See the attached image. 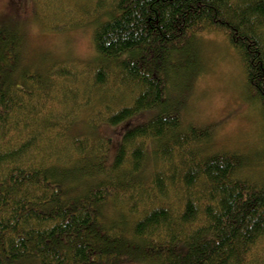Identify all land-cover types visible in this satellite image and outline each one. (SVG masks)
<instances>
[{
	"label": "trees",
	"instance_id": "1",
	"mask_svg": "<svg viewBox=\"0 0 264 264\" xmlns=\"http://www.w3.org/2000/svg\"><path fill=\"white\" fill-rule=\"evenodd\" d=\"M94 11L106 19L84 67L26 64L20 30L0 27V264H264V175L246 173L264 161L211 154L174 85L191 80L201 34L219 31L264 110V0Z\"/></svg>",
	"mask_w": 264,
	"mask_h": 264
},
{
	"label": "rangeland",
	"instance_id": "2",
	"mask_svg": "<svg viewBox=\"0 0 264 264\" xmlns=\"http://www.w3.org/2000/svg\"><path fill=\"white\" fill-rule=\"evenodd\" d=\"M98 1L0 0V27L9 29V33L20 30L26 64L51 61L53 64L63 63V66L67 63L84 67L92 63L90 60L95 56L92 40L94 19L98 17L102 22L106 19L105 14L99 12L96 15L94 11ZM84 9L90 14H81ZM201 35L197 39L201 60L198 58L193 63L191 80L186 79L182 89L181 82L174 84L182 123L185 128L190 126L211 131L207 148L211 154L236 152L245 155L248 164L253 166L256 159L264 161V110L257 105L255 90L248 84L243 56L230 44L227 34L214 30ZM194 40L196 42V38ZM72 89L67 86L66 90L71 92ZM80 89H76L79 95L83 93V87ZM128 104L112 105L108 102L112 108ZM66 112L62 110L61 114ZM91 120L89 123L92 125L94 122ZM98 126V131L107 136L113 133V128L105 123ZM262 170L255 167L246 173L264 175ZM260 248L255 252L263 257V261L264 245Z\"/></svg>",
	"mask_w": 264,
	"mask_h": 264
}]
</instances>
